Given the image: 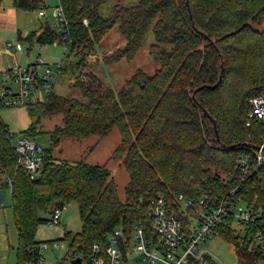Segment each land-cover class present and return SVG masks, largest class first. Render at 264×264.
Here are the masks:
<instances>
[{"label": "trees", "instance_id": "1", "mask_svg": "<svg viewBox=\"0 0 264 264\" xmlns=\"http://www.w3.org/2000/svg\"><path fill=\"white\" fill-rule=\"evenodd\" d=\"M107 1L58 0L67 21L59 40L67 56L79 57L57 69L74 73L71 86L81 98L51 91L43 100L25 103L30 126L22 135L34 134L41 119L52 115L61 116L48 132L54 146L64 139L100 140L117 128L120 140L110 158L120 159L128 173L125 198H119L105 165L58 159L51 149H43L41 167L30 178L17 161L18 135L0 118V191L10 187L15 264L38 255L36 228L49 223L39 211L51 214L72 201L80 231L64 230L62 240L73 254L88 252L93 243L104 245L119 224L128 230L146 217L158 194L184 222L179 195L194 201L206 197L209 203L264 202V162L247 171L238 162L251 159L264 140V119L246 125L249 99L264 96V0H138L114 4L103 16L100 7ZM12 3L34 10L44 1ZM115 24L125 42L102 56L106 64L131 61L149 30L154 36L149 55L158 63L152 73L136 69L117 91L96 73L82 71L86 57ZM56 37L45 24L27 40L47 44ZM230 221L218 224L216 236L236 247L240 264H264L257 246L238 247Z\"/></svg>", "mask_w": 264, "mask_h": 264}, {"label": "rangeland", "instance_id": "2", "mask_svg": "<svg viewBox=\"0 0 264 264\" xmlns=\"http://www.w3.org/2000/svg\"><path fill=\"white\" fill-rule=\"evenodd\" d=\"M13 0H2L0 5V39L4 38L7 43L13 45L19 43L22 49L13 52L7 47L10 58L14 65L22 68L29 64H34L38 58L44 60L48 66L54 69L55 81L52 91L65 97H78L81 95L78 89L71 86L74 73L57 70V67L67 62L75 63L79 55L70 54L67 56V48L59 40L57 20L55 19L56 6L58 0H43L44 4L34 10L17 9L14 13L12 9H16L12 3ZM138 0H110L101 5L100 13L103 16L109 14L114 4L134 5ZM45 12L44 16H39L38 11ZM47 24L57 34L53 43L38 44L30 43L27 36L34 31L39 30L43 25ZM125 40L118 31V24L111 27L105 35L99 40L95 46V50L87 56L88 65L82 71H92L101 77L114 91H117L122 83L131 76L138 68L143 69L147 73H152L157 67L156 63L149 55V47L154 43L152 30L146 33V36L139 48L136 56L131 61L121 60L116 63L106 64L102 56L120 45ZM38 72L42 68L37 69ZM78 73V70H75ZM10 86L15 89L16 86L10 80L0 74V85ZM41 95V94H40ZM40 96V97H45ZM0 118L7 124L11 133L18 136L27 130L30 126V117L28 110L24 105L0 108ZM61 123L60 115H52L41 119L34 134L28 135L30 140L34 141L43 149H51L52 154L58 159H66L70 161H83L89 164L105 165L110 176L117 185V192L120 199L125 198L124 187L128 181V173L123 167L120 159L110 158L112 150L117 146L120 135L117 128H113L104 138L98 139L95 136L82 140L64 139L59 145H52L49 131L56 124ZM4 200L0 203V264H15L16 250L18 245L17 232L14 224L13 211L11 208V197L8 189H3ZM42 219L49 220L51 214L39 211ZM81 221L78 213L77 203L72 201L64 206L60 211L58 224H48L46 222L37 226L34 240L40 242L56 241L60 243L57 249L47 248L42 251L45 264H69L66 258L67 242L62 240L64 230L77 233L80 231ZM206 247L219 257L223 264H240L241 257L237 253L236 247L220 238L213 236L206 242Z\"/></svg>", "mask_w": 264, "mask_h": 264}, {"label": "built area", "instance_id": "3", "mask_svg": "<svg viewBox=\"0 0 264 264\" xmlns=\"http://www.w3.org/2000/svg\"><path fill=\"white\" fill-rule=\"evenodd\" d=\"M38 15L44 16L45 12L39 10ZM55 19L59 30H64L67 21L60 6H56ZM83 22L86 24V20ZM7 47L13 52L22 49L19 43L8 42ZM38 68L42 71L38 72ZM4 76L10 78L16 88L0 87V108L43 100L40 96L51 92L55 81L54 69L40 58L25 68L16 65ZM257 119H264L262 95L249 99L246 125ZM14 144L18 163L33 178L41 167L43 148L23 135L16 136ZM252 153L251 159L240 157L238 160L244 171L252 164L259 166L264 162V140ZM177 199L187 216L186 222L170 209L164 196L158 194L150 200L145 218L134 220L128 230L119 224L107 234L104 245L93 243L88 252L80 254L67 249L68 263L73 264L72 259L80 258V264H223L205 244L216 236V227L226 223L228 217L237 234L238 247L247 246L248 250H253L257 246L264 251V202L255 206L244 201L209 203L206 197L194 201L179 195ZM189 209L192 210L190 214ZM60 211L58 208L52 211L49 225L59 223ZM49 247L58 249L60 243L41 242L38 255L22 264H45L42 251Z\"/></svg>", "mask_w": 264, "mask_h": 264}, {"label": "crops", "instance_id": "4", "mask_svg": "<svg viewBox=\"0 0 264 264\" xmlns=\"http://www.w3.org/2000/svg\"><path fill=\"white\" fill-rule=\"evenodd\" d=\"M12 10L13 11L11 12L14 13L15 11H17V8ZM5 43H7V41H5L4 38L0 39V74L2 75H4V73L7 72L9 69L16 66L10 58L11 53H9L8 49L5 46Z\"/></svg>", "mask_w": 264, "mask_h": 264}, {"label": "water", "instance_id": "5", "mask_svg": "<svg viewBox=\"0 0 264 264\" xmlns=\"http://www.w3.org/2000/svg\"><path fill=\"white\" fill-rule=\"evenodd\" d=\"M204 111V113H206V111L205 110H203ZM4 192L3 191H0V203L4 200ZM71 262L73 263V264H80V258H75V259H72L71 260Z\"/></svg>", "mask_w": 264, "mask_h": 264}]
</instances>
